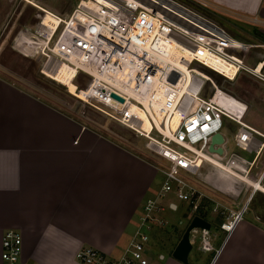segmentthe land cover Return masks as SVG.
<instances>
[{"label":"built area","instance_id":"obj_1","mask_svg":"<svg viewBox=\"0 0 264 264\" xmlns=\"http://www.w3.org/2000/svg\"><path fill=\"white\" fill-rule=\"evenodd\" d=\"M22 1L31 5L29 0ZM83 1L90 0H78L64 18L51 13L59 23L54 30L47 27H42V30V20L39 19L36 26L26 31L31 35L29 49H40L39 53L45 57L42 69L68 61L64 57L68 54L76 55L79 68L108 72L114 84L121 82L130 86L135 96L146 101L155 96L152 88L155 84H166L167 90L161 93V109L167 117L158 126L150 118V132H140L138 119L128 110L126 98L150 116L142 103L124 96L111 88L109 83L105 85L94 76L95 73L90 76L78 71L77 75L81 73L90 79L84 88L77 87L87 96L86 104L146 137L147 148L161 163L162 184L155 198L144 203L137 218V229L119 257L111 258L92 247H84L75 253L74 258L79 264H148L150 234L164 225L158 219L164 211L157 204L158 199L172 193L186 205L192 217L198 216L203 209L201 204L210 201L197 179L203 164L215 166L233 178L247 181L250 176L248 166L253 162L246 161L236 151L254 152L256 158L264 149V135L243 122V104L218 89L205 72L229 82L241 73L263 83L264 77L256 73V67L249 68L243 62L247 52L256 45L234 39L221 22L208 13L215 7L205 0H107L111 7L99 4V9H94L92 13L81 7ZM37 11L44 14L42 10ZM73 18L76 21L71 22ZM249 22L258 27L264 26L256 18ZM167 45L173 47L174 56L164 51ZM56 47L61 56L54 52ZM172 57L176 63L169 61ZM227 65L234 70L232 78L222 72ZM124 66L131 69L130 74L118 77ZM182 67L186 73L182 72ZM200 73L208 79L200 78ZM94 82V88H88ZM112 96L125 98L124 103L119 104ZM176 114L178 123L171 129ZM226 122L235 125L229 137L225 135ZM216 134L222 136L223 143L213 145L214 152H209L211 139ZM219 148L221 155L215 153ZM262 180L264 173L259 176L258 184ZM247 205L233 212L216 202L211 212L224 216L218 225L219 230L229 235ZM166 208L175 211L172 202ZM196 238L203 252L212 251L210 231L191 232L192 244ZM0 264H30L23 257L22 238L16 230H6L0 236Z\"/></svg>","mask_w":264,"mask_h":264},{"label":"crops","instance_id":"obj_2","mask_svg":"<svg viewBox=\"0 0 264 264\" xmlns=\"http://www.w3.org/2000/svg\"><path fill=\"white\" fill-rule=\"evenodd\" d=\"M205 1L215 7L210 14L220 22H226L222 16H228L244 23L256 18L264 25V0ZM99 4L111 7L107 0L83 1L81 7L92 13ZM258 31L252 44L256 48L251 49L253 65L249 67H256V73L264 77V29ZM164 51L175 54L171 45ZM54 52L61 56L57 47ZM64 57L68 60L64 63L74 70L90 76L95 73L105 85L109 83L129 99L145 103L146 112L157 116L154 123L161 124L165 115L158 99L161 93L154 92L152 99L143 100L133 94L130 86L114 84L108 72L79 68L76 55ZM169 61L176 63L174 57ZM180 69L186 73L185 68ZM130 72L124 66L118 77ZM222 72L228 78L234 75L228 65ZM252 78L257 92L264 95V83ZM236 100L245 108V124L244 117L252 106H262L264 112L263 99L255 98L253 103L238 97ZM247 125L264 135V125L254 121L253 126ZM225 135L229 137L228 132ZM135 162L124 150L0 78V236L6 230H16L22 238L23 257L30 264H77L74 255L84 247L119 257L130 241L138 206L132 199L140 183ZM259 190L264 193V189ZM174 207L176 211V204ZM246 209L229 235L218 225L214 231L210 228L212 251L198 250L202 256L192 259L191 251L188 263L264 264V227L258 217L247 216ZM158 258L162 264H179L171 257Z\"/></svg>","mask_w":264,"mask_h":264},{"label":"rangeland","instance_id":"obj_3","mask_svg":"<svg viewBox=\"0 0 264 264\" xmlns=\"http://www.w3.org/2000/svg\"><path fill=\"white\" fill-rule=\"evenodd\" d=\"M29 1L32 6L22 0H0V78L11 81L15 87L73 119L89 132L95 133L100 139L111 142L135 159L136 168L139 170L140 183L139 189L135 192V198H132L136 199L138 206L134 221L132 220L134 225L132 235H130L131 239L137 229V218L142 212L144 203L148 199L155 198L162 184V176L160 175L161 163L155 154L147 148L148 140L146 137L136 134L134 131L118 124L114 119L98 112L85 103L87 96H85L84 92H79L78 88L82 89L88 84L90 79L87 75L81 73L77 75L78 71L68 66L64 61L56 63L52 67L53 69L50 67L42 69L45 57L39 53L40 49L39 51L29 49L31 48V35L26 31L36 26L39 19L42 20L40 24L41 29L42 27H47L50 30H54L59 26V23L57 19L46 12L48 11L64 18L70 14L78 3V0ZM38 7L46 10V12L42 10L44 13L42 15L37 11ZM36 15L42 16L37 18L35 17ZM222 19L226 20V22L221 21V24L230 35L245 44H253L257 37L255 34L259 32L258 29H264V26L258 27L252 23H244L228 16H222ZM259 41L262 40L260 39ZM33 45H35V42ZM253 56V50H251L244 58L243 62L247 67H252ZM205 73L218 89L232 97H238L242 100H252V103L255 98L260 101L261 99L264 100V95H260V92H257V89L254 87L252 76L241 73L234 81L229 82L213 73ZM206 75L202 73L198 74L200 78L207 80ZM95 85L94 82L88 88H94ZM152 88L153 92L162 93L167 90L168 85L157 83ZM117 98L114 97L119 104L124 103L125 98L123 100ZM158 99L161 100L162 104V97L160 96ZM126 102L128 103V110L135 116L136 120L138 119L137 125L140 127V131L144 134L149 133L152 128L149 119L152 118L155 122L157 116L155 117L150 112V116L146 117L144 112L133 102L127 98ZM142 104L144 106L145 103ZM244 119L247 124L252 126L253 121L259 123V125H264L262 106L258 108H253L252 106ZM163 120L164 117H162ZM177 123L178 115L173 118L171 129H174ZM234 126L231 122L224 123L228 135L234 131ZM236 152L242 155L246 161L253 162L248 166V169L250 168V176H248L247 181H240L236 178L231 179L230 175L228 176L226 173L227 176H225L226 174L220 171V169L207 163H204L205 166L200 173V180H198L201 184L200 187L204 190L206 196L210 198V201L201 204L203 209L197 215L209 221L211 231H214L215 228L217 229V225L224 220V216L211 212L216 202L227 206L234 212L241 210L247 203L246 215L258 217L259 222L264 227V193L256 190L259 176L264 173V149L256 158L254 152L251 154L241 151ZM228 177L231 179L230 181ZM248 182L255 185L253 189L246 186ZM259 184V188L264 189V180ZM220 186L224 190H233L234 192L231 195H234V198L229 197V193L227 195L225 194L226 192L219 191V189H222ZM253 190L255 191L254 194H252ZM249 197L251 198L249 199ZM169 202L176 204V211H170L166 208ZM157 204L159 207L164 208V211L158 216V219H161L164 225L155 228V231L150 234V242L147 244L148 264H162L163 261L158 258L160 255L164 256L165 259L170 257L173 248L191 220H189L190 214L185 204L178 201L172 193L166 194L162 199H158ZM181 220L185 223H179ZM198 250L201 249L196 238L189 258L192 259L194 256L201 257L202 255L198 253ZM75 262L79 264L77 261Z\"/></svg>","mask_w":264,"mask_h":264},{"label":"water","instance_id":"obj_4","mask_svg":"<svg viewBox=\"0 0 264 264\" xmlns=\"http://www.w3.org/2000/svg\"><path fill=\"white\" fill-rule=\"evenodd\" d=\"M112 97L114 98L115 96H112ZM222 143H223L222 136L219 134L214 135L211 139V145L209 147V152H214L213 145H221ZM215 153L221 155L222 150L219 148V149L215 150ZM204 166H205V164H203V166L199 170L198 175H197V179L200 178V173H201V170L203 169ZM223 173L226 174L225 172H223ZM228 178H226V179H228ZM230 178H231V176H230ZM230 178H229V181L233 177L231 179ZM233 179H235V178H233ZM220 188H222V186H220ZM219 191H221V192L224 191L223 193L226 192L225 194L229 193L230 195L233 194V192H234L233 190H224V188L219 189ZM230 195H229V197L234 198V195H231V196ZM210 228H211V225L208 221L200 218L199 216H193L191 218V220L188 222L187 226L185 227V230L182 233L181 238L178 240L177 244L173 248V250L170 254V257L174 261L178 262L179 264H189L188 263V256H189L190 252L192 251V246H193V244L190 240L191 232L196 231V230L209 231Z\"/></svg>","mask_w":264,"mask_h":264},{"label":"bare ground","instance_id":"obj_5","mask_svg":"<svg viewBox=\"0 0 264 264\" xmlns=\"http://www.w3.org/2000/svg\"><path fill=\"white\" fill-rule=\"evenodd\" d=\"M225 176H227V175H225ZM259 185H260V184H258V183L256 184V186H257L256 190H259ZM246 186H248V187H252V188H253V184H252V185H251V184H247Z\"/></svg>","mask_w":264,"mask_h":264}]
</instances>
